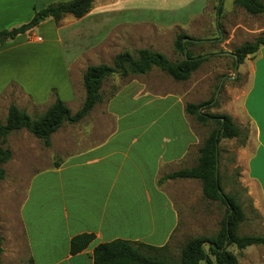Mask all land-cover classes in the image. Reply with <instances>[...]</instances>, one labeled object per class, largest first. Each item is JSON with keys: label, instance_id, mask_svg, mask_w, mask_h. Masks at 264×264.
<instances>
[{"label": "crops", "instance_id": "obj_1", "mask_svg": "<svg viewBox=\"0 0 264 264\" xmlns=\"http://www.w3.org/2000/svg\"><path fill=\"white\" fill-rule=\"evenodd\" d=\"M69 1L0 0V32L29 23L36 12L49 5ZM125 4L124 0H96L80 19L65 15L58 23L42 20L1 44V122L5 121L9 102L15 98L39 108L53 103V90L67 107L80 97L84 100L82 74L87 66H94L87 63L100 56L113 54L114 58L120 54L128 40L125 32H120L122 28L146 19H128ZM262 61L264 47L240 65L238 70L249 66L243 73L253 83L244 90L242 105L238 99L234 115L232 109L226 114L239 129H248L245 134L240 130L243 142L236 151L237 166L243 169L239 181L247 191L264 236V94L253 98L247 108V100L255 91L257 65ZM185 104L190 103L177 94L149 93L135 78H126L106 100L100 90V101L76 124L86 122L101 106L110 127L102 125L83 133L80 142L64 145L61 150L66 157L54 162L58 167L53 163L52 168L39 171L25 186L17 219L28 262L32 259L33 264H92L94 247L117 239L154 247L170 244L187 216L180 215L161 189L162 182H157L162 171L179 164L198 144L192 121L184 112ZM14 106L20 108L17 103ZM90 133L92 140L101 135L103 138L89 144L86 136ZM248 222L245 215L240 228ZM82 233L93 234V242L81 253L69 255L70 239ZM234 250L239 264H264L262 246Z\"/></svg>", "mask_w": 264, "mask_h": 264}, {"label": "rangeland", "instance_id": "obj_2", "mask_svg": "<svg viewBox=\"0 0 264 264\" xmlns=\"http://www.w3.org/2000/svg\"><path fill=\"white\" fill-rule=\"evenodd\" d=\"M124 2L128 10L125 16L128 19L142 20L145 17L146 19L143 20L144 22L128 23L122 28L120 32H125L128 40L119 53L128 52L135 57L137 50L146 48L162 54L170 62H179L182 55L174 50L173 42L177 35L182 34L200 41L187 48L190 54L209 55L190 78L183 82L173 81L158 69H152L145 76L127 79L139 80L153 95L177 94L185 103L194 105L214 98L216 107L205 110L206 113L226 114L229 109H236L238 99L241 98L240 105L244 103L245 99L242 98L244 90L253 83L248 75L243 73V70L248 69L249 66L238 70L240 64L237 66V72L234 73L231 54L241 45L252 43L258 37L264 36V13L249 15L237 7L234 0L221 2L220 0H124ZM261 2L264 4V0ZM219 5H221L220 12L217 11ZM155 23L158 26H155ZM112 61L113 54H110L109 57L100 56L87 64L112 66ZM125 81L126 79H121L115 74L107 78L101 89L102 99L106 100L113 95ZM219 86L220 89L216 95ZM261 90L264 92V61L257 65L255 91L247 100V108H250L253 98L264 94ZM10 93L13 94V91ZM17 101L15 98L9 104L17 103L19 110L21 109L32 119L42 115L48 108L29 107L23 101ZM83 101L80 97L76 102L68 105L71 114L81 107ZM231 113L233 114L234 110ZM104 114V109L100 106L96 109V114L86 122L75 125L64 124L52 135L51 145L48 148L24 130L11 133L6 138L3 148L9 149L12 157L3 166L6 177L0 181V236L2 239L0 264H28L27 246L17 215L18 206L29 179L41 170L52 168L54 162L62 161L66 157L65 151L61 150L64 145L80 142L83 133L95 131L102 125L109 128V120ZM239 114L240 118H243L240 112ZM3 118V111H0V122L4 120ZM189 118L192 121L194 134L198 138V144L189 150L187 157L179 164L162 171L159 178H162L165 173L189 169L196 165L198 149L212 130V124L209 122L208 125L202 126L195 121L194 117L189 116ZM240 130L243 134L248 132L246 127ZM261 133L264 136L262 128ZM102 138L103 135L92 140L91 133L86 136L89 144L97 143ZM242 142L241 137L221 141V154L218 161L221 186L225 194L235 197L236 203L242 207L249 221L248 224L242 225L239 235L263 236L247 191L239 181L242 178L243 169L237 166L236 151L241 147ZM262 170L264 174V168ZM161 189L169 195L180 215L187 216L184 225L177 230L170 242L175 256L179 248L190 238L215 235L224 216L225 207L219 202L205 199L199 181L180 179L163 181ZM234 249V247L229 248L231 252H234Z\"/></svg>", "mask_w": 264, "mask_h": 264}, {"label": "trees", "instance_id": "obj_3", "mask_svg": "<svg viewBox=\"0 0 264 264\" xmlns=\"http://www.w3.org/2000/svg\"><path fill=\"white\" fill-rule=\"evenodd\" d=\"M95 1L71 0L49 5L36 12L29 23L9 31H1L0 45L36 26L38 19H51L55 23H58L65 15L80 19L91 10ZM234 3L249 15L255 16L264 13V4L261 0H234ZM217 11H221V5L217 7ZM198 42L200 41H195L182 34L175 37L173 48L182 55L179 62L173 63L160 53L149 49H140L136 51L135 57L128 52L117 54L113 58L112 66H87L82 74L84 101L74 114H71L65 103L55 95L54 90L52 91L53 103L35 119L16 106L10 105L5 121L0 122V181L6 177L3 166L12 157L11 151L3 148L6 138L11 133L24 130L40 140L44 147H50L51 136L62 125H74L89 115L93 107L100 101V90L104 81L114 74L121 79H126L145 76L152 69H158L175 82L186 81L209 56L190 54L187 48ZM261 47H264V36L258 37L252 43L241 45L231 54L233 66L242 64L249 56H254ZM214 107H216L214 98L196 105L185 104L184 112L188 116L194 117L195 121L202 126H206L210 122L212 130L198 149V158L194 167L164 175L157 184L178 179L199 181L202 185L203 197L211 202H219L225 207L224 216L215 235L190 238L179 248L177 256L173 254L170 244L154 247L140 242L117 239L95 246L92 251V264H200L201 262H205V264H239L237 256L229 250L230 247H234L237 251L250 246L264 247V236L239 235L240 225L245 220L244 211L236 203L234 196L223 192L219 173L218 145L221 140L237 139L243 135L229 115L205 112V110ZM53 166L57 168L58 164L54 163ZM93 240L94 235L91 233L73 236L69 241V255L74 256L86 250ZM28 264H33L32 259H29Z\"/></svg>", "mask_w": 264, "mask_h": 264}, {"label": "water", "instance_id": "obj_4", "mask_svg": "<svg viewBox=\"0 0 264 264\" xmlns=\"http://www.w3.org/2000/svg\"><path fill=\"white\" fill-rule=\"evenodd\" d=\"M42 21V19H38V22H41ZM237 64H235V66H234V73H236L237 72ZM219 89H220V86L218 87V89H217V91H216V95L218 94V91H219ZM215 95V96H216ZM215 100V99H214Z\"/></svg>", "mask_w": 264, "mask_h": 264}, {"label": "built area", "instance_id": "obj_5", "mask_svg": "<svg viewBox=\"0 0 264 264\" xmlns=\"http://www.w3.org/2000/svg\"><path fill=\"white\" fill-rule=\"evenodd\" d=\"M36 41H40V39H39V38H37V39H36Z\"/></svg>", "mask_w": 264, "mask_h": 264}]
</instances>
